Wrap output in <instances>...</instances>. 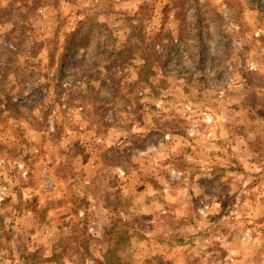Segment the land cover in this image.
Wrapping results in <instances>:
<instances>
[{
    "label": "rangeland",
    "instance_id": "374dc122",
    "mask_svg": "<svg viewBox=\"0 0 264 264\" xmlns=\"http://www.w3.org/2000/svg\"><path fill=\"white\" fill-rule=\"evenodd\" d=\"M0 264H264V0H0Z\"/></svg>",
    "mask_w": 264,
    "mask_h": 264
},
{
    "label": "trees",
    "instance_id": "16d2710c",
    "mask_svg": "<svg viewBox=\"0 0 264 264\" xmlns=\"http://www.w3.org/2000/svg\"><path fill=\"white\" fill-rule=\"evenodd\" d=\"M195 1H198V0H195ZM165 8V7H164Z\"/></svg>",
    "mask_w": 264,
    "mask_h": 264
}]
</instances>
